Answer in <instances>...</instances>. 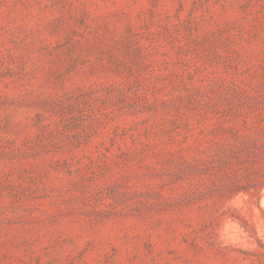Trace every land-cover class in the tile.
<instances>
[{
  "label": "rangeland",
  "instance_id": "obj_1",
  "mask_svg": "<svg viewBox=\"0 0 264 264\" xmlns=\"http://www.w3.org/2000/svg\"><path fill=\"white\" fill-rule=\"evenodd\" d=\"M0 264H264V0H0Z\"/></svg>",
  "mask_w": 264,
  "mask_h": 264
}]
</instances>
